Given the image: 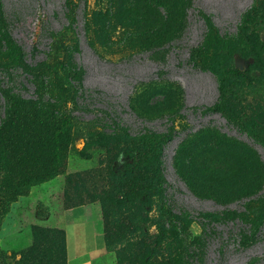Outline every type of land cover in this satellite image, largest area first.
Instances as JSON below:
<instances>
[{"label":"rangeland","instance_id":"374dc122","mask_svg":"<svg viewBox=\"0 0 264 264\" xmlns=\"http://www.w3.org/2000/svg\"><path fill=\"white\" fill-rule=\"evenodd\" d=\"M37 228L68 264H264V0H0V251Z\"/></svg>","mask_w":264,"mask_h":264},{"label":"trees","instance_id":"16d2710c","mask_svg":"<svg viewBox=\"0 0 264 264\" xmlns=\"http://www.w3.org/2000/svg\"><path fill=\"white\" fill-rule=\"evenodd\" d=\"M212 71L218 77L223 95L230 94L233 85H242L250 74L249 71L228 69L216 65L212 66ZM72 126L73 119L68 117L63 122L61 131L68 132ZM114 136L124 140H147L150 142L154 153H158V155L163 153V144L157 137H141L125 132H118ZM56 148L58 149L57 155H59L61 149L59 144ZM114 175L118 178H124L126 172L121 169L116 171ZM34 237V243L24 250L0 251V264H68L67 235L64 229L43 230L37 228Z\"/></svg>","mask_w":264,"mask_h":264}]
</instances>
